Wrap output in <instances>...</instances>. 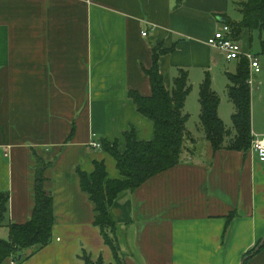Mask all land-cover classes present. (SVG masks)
Returning a JSON list of instances; mask_svg holds the SVG:
<instances>
[{
  "label": "crops",
  "instance_id": "obj_1",
  "mask_svg": "<svg viewBox=\"0 0 264 264\" xmlns=\"http://www.w3.org/2000/svg\"><path fill=\"white\" fill-rule=\"evenodd\" d=\"M176 1L0 0V193L8 194L0 238L31 215L37 157L50 164L44 187L54 207L51 240L0 264H85L84 254L115 261L76 169L90 174L101 161L109 179L120 178L113 156L90 142H116L123 153L125 131L153 139V121L129 92L151 95L145 70L156 44L166 49L158 66L164 87L183 68L196 94V105L189 93L183 108L189 150L112 202L119 256L126 264H264V248L243 260L264 236V162L250 148L214 150L203 129L196 136L187 127L199 118L205 74L216 91L218 72L231 73V61L236 68V60L206 43L222 23H237L234 1ZM253 128L264 134V127Z\"/></svg>",
  "mask_w": 264,
  "mask_h": 264
},
{
  "label": "trees",
  "instance_id": "obj_2",
  "mask_svg": "<svg viewBox=\"0 0 264 264\" xmlns=\"http://www.w3.org/2000/svg\"><path fill=\"white\" fill-rule=\"evenodd\" d=\"M183 0H177L180 4ZM237 8L241 13L239 21L227 23L234 33V38L247 31L249 39L252 32L256 31L260 44V52L264 55V0H242L237 2ZM166 49L161 46H153V63L145 70L150 82L151 95L142 96L138 92L130 91L129 96L135 104L136 110L143 116L149 118L154 124V136L152 140H137L133 129L124 132L126 149L119 152L116 142L110 144L106 140L100 142L101 147L113 156L120 178L109 179L106 175L104 162L94 161V169L90 174L76 169L80 180L81 191L86 192L92 206H94V225L103 235L105 243L109 246L115 256L113 263H106L101 256L92 259L84 254L85 264H126L119 256L118 245L115 240L117 223L111 219L110 207L112 202L120 194L127 190L134 191L142 182L154 176V174L165 171L178 164L180 157L186 150L188 134L185 123L189 115L183 112L185 99L191 91L188 82V72L183 68L178 69L177 76L173 79L171 88L164 87L163 76L159 73V56ZM234 73H227V96L234 105L231 120L235 135L225 144L226 135L229 133L217 114L220 100L211 86L210 73H206L199 83L198 98L199 122L205 132V139L214 150L228 148L237 151H247L251 146V85L248 84L250 71L248 61L244 57L236 60ZM36 169L34 174V205L30 217L23 223H10L8 226V239L0 238V263L6 257L25 248H31L32 252L40 249L51 240L53 227L54 207L53 197L46 192L44 184L47 180L46 171L50 164L40 157L36 158ZM8 204V194L0 193V223L2 222ZM255 244L254 248L259 243ZM254 248L245 254H250ZM264 243L259 248L257 254ZM252 255V256H253ZM21 255L18 261L27 255ZM251 257V256H249Z\"/></svg>",
  "mask_w": 264,
  "mask_h": 264
},
{
  "label": "rangeland",
  "instance_id": "obj_3",
  "mask_svg": "<svg viewBox=\"0 0 264 264\" xmlns=\"http://www.w3.org/2000/svg\"><path fill=\"white\" fill-rule=\"evenodd\" d=\"M234 3L232 4V18L239 19L241 18V13L239 12L237 8V2H240L242 0H233ZM264 37V34H263ZM250 42H249V41ZM244 43H250V50L252 53H257L260 52V44L258 40V34L256 31L252 32L251 39H249V35H246L242 38L241 40ZM258 54V53H257ZM261 59V69L262 72L259 74H253L252 75V80H253V85H251V127L257 128V127H264V55L258 54ZM228 70L231 71V73H234L235 70V62L231 61L228 66ZM227 83H228V78L225 72H218V76L215 80V92L218 95L219 99L221 100V106L219 107V115L221 116V119L227 129H229L228 135H226L225 139V144L226 142L229 141L230 138H232L235 135V129L233 128L232 125V120L231 116L232 113L234 112V105L231 100H229L227 96ZM258 85V87H257ZM214 89V88H213ZM195 94V93H194ZM196 97V94H195ZM195 97H193V93L191 92L188 96V100L191 102H195ZM194 104V103H193ZM192 105V104H191ZM190 105V110L191 109ZM188 129L190 128L196 133V136H199V130L200 128V123H199V118L192 116L190 120L187 123ZM253 128V130H254ZM200 145H203V140H199Z\"/></svg>",
  "mask_w": 264,
  "mask_h": 264
},
{
  "label": "built area",
  "instance_id": "obj_4",
  "mask_svg": "<svg viewBox=\"0 0 264 264\" xmlns=\"http://www.w3.org/2000/svg\"><path fill=\"white\" fill-rule=\"evenodd\" d=\"M146 35V32H143ZM207 45L220 50L227 60H238L240 57L248 61L250 77L248 84L253 85L252 75L260 73L261 64L258 56L252 53L246 43L234 38L232 28L227 23H222L206 40ZM250 149L261 162H264V134H252ZM92 147H99L100 143L95 139L90 142Z\"/></svg>",
  "mask_w": 264,
  "mask_h": 264
},
{
  "label": "water",
  "instance_id": "obj_5",
  "mask_svg": "<svg viewBox=\"0 0 264 264\" xmlns=\"http://www.w3.org/2000/svg\"><path fill=\"white\" fill-rule=\"evenodd\" d=\"M222 20H224V18H223ZM222 20H221V21H222ZM263 243H264V236L260 239L259 243H258L257 246L254 248V250H253L250 254L244 256V259H243V260H245V259L248 258L249 256H252L255 252H257V251L259 250V248L262 246Z\"/></svg>",
  "mask_w": 264,
  "mask_h": 264
}]
</instances>
